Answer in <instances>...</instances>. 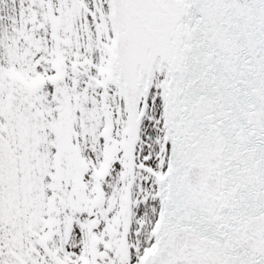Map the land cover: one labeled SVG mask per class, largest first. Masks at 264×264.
<instances>
[{
	"label": "snow or ice",
	"instance_id": "1",
	"mask_svg": "<svg viewBox=\"0 0 264 264\" xmlns=\"http://www.w3.org/2000/svg\"><path fill=\"white\" fill-rule=\"evenodd\" d=\"M0 264H264V0H0Z\"/></svg>",
	"mask_w": 264,
	"mask_h": 264
}]
</instances>
